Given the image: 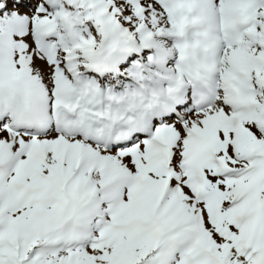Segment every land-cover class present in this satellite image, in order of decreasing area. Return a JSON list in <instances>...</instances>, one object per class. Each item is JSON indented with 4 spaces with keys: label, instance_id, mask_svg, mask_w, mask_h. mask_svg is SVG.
Wrapping results in <instances>:
<instances>
[{
    "label": "snow or ice",
    "instance_id": "1",
    "mask_svg": "<svg viewBox=\"0 0 264 264\" xmlns=\"http://www.w3.org/2000/svg\"><path fill=\"white\" fill-rule=\"evenodd\" d=\"M0 264H264V0H0Z\"/></svg>",
    "mask_w": 264,
    "mask_h": 264
}]
</instances>
